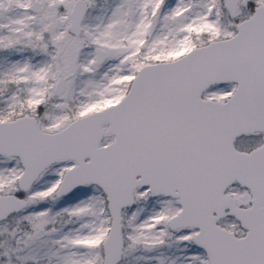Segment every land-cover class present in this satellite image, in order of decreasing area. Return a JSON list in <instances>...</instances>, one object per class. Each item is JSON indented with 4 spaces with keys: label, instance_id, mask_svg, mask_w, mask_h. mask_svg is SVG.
<instances>
[{
    "label": "snow or ice",
    "instance_id": "6c2138e0",
    "mask_svg": "<svg viewBox=\"0 0 264 264\" xmlns=\"http://www.w3.org/2000/svg\"><path fill=\"white\" fill-rule=\"evenodd\" d=\"M0 264H264V0H0Z\"/></svg>",
    "mask_w": 264,
    "mask_h": 264
}]
</instances>
